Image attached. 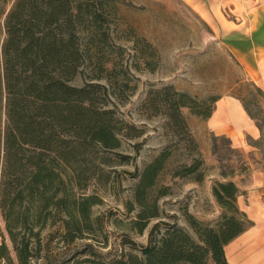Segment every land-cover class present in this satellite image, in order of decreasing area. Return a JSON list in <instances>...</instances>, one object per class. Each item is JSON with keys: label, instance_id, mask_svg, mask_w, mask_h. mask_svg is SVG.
<instances>
[{"label": "rangeland", "instance_id": "obj_1", "mask_svg": "<svg viewBox=\"0 0 264 264\" xmlns=\"http://www.w3.org/2000/svg\"><path fill=\"white\" fill-rule=\"evenodd\" d=\"M13 1L0 0L1 26ZM246 1L247 8L222 14L231 25L226 29L217 18L207 22L183 0H99L104 25L112 32L105 49L118 61L111 84L95 80L107 85V94L98 88V99L114 110L113 123L125 135L120 134V147L98 157L92 153V169L98 172L86 189L97 200L92 229L67 242L61 225L49 224L34 264H100L123 253L140 254L137 247L148 243L152 227L161 220L177 223L198 239L189 215L218 226L232 215L244 220L242 211L249 208L255 227L264 229V206L254 202L264 197L254 176L264 170V93L255 85L264 90V0ZM74 83L82 84V78ZM165 87L193 96V108L182 107L184 125L146 104L152 90ZM225 95L247 107L259 136H246L240 144L209 129L205 112L215 107L213 97ZM162 153L163 168L148 193L150 202L157 201L159 216L139 232L132 224L140 210L135 188L145 166ZM219 181L238 184L236 209L218 202L213 186ZM3 236L13 264H19L0 211V244ZM228 249L231 264H244L255 254L245 256L243 246Z\"/></svg>", "mask_w": 264, "mask_h": 264}, {"label": "trees", "instance_id": "obj_2", "mask_svg": "<svg viewBox=\"0 0 264 264\" xmlns=\"http://www.w3.org/2000/svg\"><path fill=\"white\" fill-rule=\"evenodd\" d=\"M105 21L99 0H14L0 23V211L19 264H34L49 224L59 223L67 242L93 227L97 200L86 192L98 173L92 153L98 157L120 147V134L125 135L113 123L114 110L98 99V88L107 94V85L95 80L111 84L118 61L105 49L112 35ZM78 76L82 84L74 83ZM172 89L152 90L146 104L184 125L182 107L193 108L194 98ZM165 157L162 153L145 166L135 188L140 210L132 224L139 232L159 216L157 201L150 202L148 193ZM239 192L234 181L213 186L224 207L236 209ZM242 212L244 220L232 215L218 226L189 215L198 239L161 220L148 243L137 247L140 254L123 253L100 264H231L225 246L253 224ZM0 264H13L4 236Z\"/></svg>", "mask_w": 264, "mask_h": 264}, {"label": "crops", "instance_id": "obj_3", "mask_svg": "<svg viewBox=\"0 0 264 264\" xmlns=\"http://www.w3.org/2000/svg\"><path fill=\"white\" fill-rule=\"evenodd\" d=\"M183 1L198 12V14H200L207 22L213 23L217 18L222 27L226 29H231V25L228 20H225V17H222V14L230 11L234 12L240 8H247L249 6V1L246 0ZM216 25L219 26L218 24ZM207 126L214 133L227 135L233 139V141L240 142V144L241 142L243 144L246 136L256 138L260 135V127L250 116L244 107V104L240 101V99L229 95L221 96L216 101L213 112L207 120ZM254 176L258 178L256 187L263 189L264 170L260 173H256ZM258 198L259 197H255L254 202L258 201L261 206H264V197L262 196L263 199ZM244 211L246 212L248 218L253 221V224L230 241L226 246H228V250H230V252L232 249L237 250L243 246L245 256H247L249 251L255 253L246 257L244 264H264V229H260L259 225L256 226L257 228L255 227V218H251L248 214V212L251 211L249 208L244 209ZM263 216H260V219L264 221ZM259 221L260 220H258V222ZM233 263H235V261Z\"/></svg>", "mask_w": 264, "mask_h": 264}]
</instances>
